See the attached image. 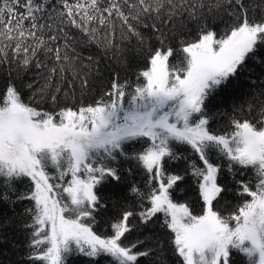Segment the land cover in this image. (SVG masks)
<instances>
[{
	"label": "snow or ice",
	"instance_id": "6c2138e0",
	"mask_svg": "<svg viewBox=\"0 0 264 264\" xmlns=\"http://www.w3.org/2000/svg\"><path fill=\"white\" fill-rule=\"evenodd\" d=\"M11 228L26 264H264V0H0V245Z\"/></svg>",
	"mask_w": 264,
	"mask_h": 264
},
{
	"label": "trees",
	"instance_id": "16d2710c",
	"mask_svg": "<svg viewBox=\"0 0 264 264\" xmlns=\"http://www.w3.org/2000/svg\"><path fill=\"white\" fill-rule=\"evenodd\" d=\"M129 61H130L129 66L127 68H125L124 65L121 64L120 62H118L117 60L110 61L109 66H110V68H112V69H114L120 73V77L122 80L124 78H134L135 72H137V71H139V70H141L147 66L146 60H141L138 63L136 58L129 56ZM170 62L174 63L175 60L172 59V60H170ZM257 71L259 72L258 69H257ZM29 75H31V74H29ZM107 82H108V74L106 72L105 73V80L103 81V84L106 85ZM97 83L100 84L101 82L97 81ZM246 90L247 89H245V91ZM25 95H27V93H25ZM90 99H91L90 97H87L85 102H90ZM229 103H231V102L229 101ZM212 128L214 130H216L217 132L230 131L231 130L228 126V120L226 117H224V118L217 117L216 121L212 124ZM136 147L139 148L140 145H137ZM214 159H215V157H214ZM180 166L182 168L185 167L183 162L180 163ZM128 167H130V165H128V164L124 165V168H128ZM245 178H247V177H245ZM125 179H126V183H131L133 181H135L138 185H142V183H143L142 177L138 171L135 174H133L132 176H128V174L125 173ZM27 184H28L27 181L24 184H18L17 185L18 190H20V191L25 190V188L27 187ZM182 187L185 189V193L178 196L177 199L180 202L189 203L192 206L194 212L198 214L200 211L201 203L199 201L198 189H197L195 180L189 176L187 178L186 184L182 185ZM229 199L231 200L233 205L240 203V201L232 200L231 197H229ZM113 202L114 201L111 199L108 200L109 211H108L107 215H105L102 219L100 217L97 218L99 223L94 230H96L98 233H102L104 235L112 234L111 223L114 222V220L116 218H118V216H119V212L112 209ZM123 203H125V201H120V203L118 204V207L122 206ZM127 203L129 205H132L133 201L128 200ZM24 206H30V205L28 204V202H25V204L23 206H18L16 211L22 212ZM218 207H219V205H218ZM134 210H138V209H134ZM3 211L9 216L12 215V212L8 207H4ZM24 219H26V217ZM19 222L20 221L17 220V223H19ZM135 222L136 221L134 220L133 223H135ZM164 238L166 239V236ZM135 239H136V233H132L131 235L128 236V239L125 241V243L134 242ZM25 242H26L25 234L19 232L18 229H16V228L9 229L8 230V243L4 244V245H0V261H2L3 264H26V260L22 259V257H24V253H25V248H24ZM13 244L18 245V247L14 248L12 246ZM74 264H85V261L82 258H79L74 262ZM98 264H106V258L105 259H98ZM237 264H241L239 257H237Z\"/></svg>",
	"mask_w": 264,
	"mask_h": 264
}]
</instances>
